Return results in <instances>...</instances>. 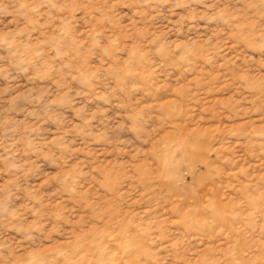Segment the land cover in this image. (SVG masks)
I'll return each mask as SVG.
<instances>
[{"label": "rangeland", "instance_id": "374dc122", "mask_svg": "<svg viewBox=\"0 0 264 264\" xmlns=\"http://www.w3.org/2000/svg\"><path fill=\"white\" fill-rule=\"evenodd\" d=\"M0 264H264V0H0Z\"/></svg>", "mask_w": 264, "mask_h": 264}]
</instances>
